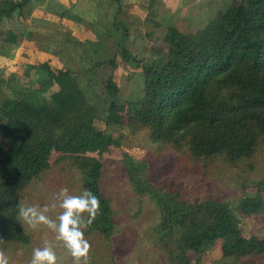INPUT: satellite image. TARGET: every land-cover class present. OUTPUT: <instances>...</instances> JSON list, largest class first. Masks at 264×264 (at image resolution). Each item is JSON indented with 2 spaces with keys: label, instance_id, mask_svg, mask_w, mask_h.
Here are the masks:
<instances>
[{
  "label": "trees",
  "instance_id": "obj_1",
  "mask_svg": "<svg viewBox=\"0 0 264 264\" xmlns=\"http://www.w3.org/2000/svg\"><path fill=\"white\" fill-rule=\"evenodd\" d=\"M32 1L0 0V23L14 12L22 15ZM156 2L146 1L147 15ZM181 19L188 21L190 29L183 32L168 22L162 24L151 44L158 46L157 55L150 61L128 51L127 28L113 19L111 25L119 32L115 50L103 58L91 53L85 70L101 71L102 87L111 98L104 124L121 123L117 113L123 107L116 103L118 86L113 80V70L121 61L141 74L139 96L128 104V126L145 128L151 141L167 145L184 162L212 160L235 165L248 159L255 145L264 140V0H235L198 24ZM3 35L7 45L15 44L17 31L6 28ZM33 67L39 73L36 88L23 85L21 89L14 84L18 97L0 98V116L5 119L0 125L1 243L26 245L30 241L18 218L20 191L48 168L51 152L68 156L80 173L82 190L99 198L100 211L86 230L107 241L114 220L109 200L100 191L102 164L87 153L116 146V140L95 126L76 70L51 69L46 62ZM23 71L25 75L27 70ZM50 88L61 92L73 115L64 117L51 95L47 99L42 94ZM124 161L133 189L145 187L154 199L158 220L153 232L168 262L187 264L189 253L197 255L220 240L221 258L230 264H264V236L242 235L225 204L211 198L184 199L178 191L152 188L142 180L132 158L124 156ZM256 185L264 189V182ZM238 205L240 214L250 215L261 211L262 200L246 196ZM107 255L110 264H117L112 253Z\"/></svg>",
  "mask_w": 264,
  "mask_h": 264
},
{
  "label": "rangeland",
  "instance_id": "obj_2",
  "mask_svg": "<svg viewBox=\"0 0 264 264\" xmlns=\"http://www.w3.org/2000/svg\"><path fill=\"white\" fill-rule=\"evenodd\" d=\"M132 1L134 0H118L121 5L118 7L114 2L106 9L98 7L94 15L97 16L99 10L100 15L89 19L88 22L91 23H84L80 18L72 20L83 24L85 36L88 37H81L82 40L77 38L78 44L74 36L73 39L68 37L71 35L69 30L53 18H40L38 14H24L22 11V15L14 12L9 19L0 23V98L18 97L17 89L13 91L14 84L21 89L23 85L36 88L39 73L33 66L46 62L54 69L56 67L51 62L53 57L54 62L62 67L76 70V81L84 100L92 108L95 126L104 129L116 140V146H108L100 153H87L99 159L102 164L100 191L109 200L114 220V231L107 241L95 231L84 230V236L91 244L88 264H110L108 253L114 255L117 264H172L167 261L161 247L162 242L156 239L153 232V226L158 220L154 199L145 192V187L136 191L133 189L127 176L124 156L136 162L140 177L152 188L178 191L184 199H214L230 210L233 224L242 235L263 237L264 189L256 184L264 182V140L255 145L248 159L240 160L235 165L212 160L184 162L167 145L151 141L145 128L127 125L128 104L135 102L140 93L141 74L138 68L121 61L116 63L113 70V80L118 86L116 103L122 105L123 110L116 112L121 123L108 126L104 124V117L111 98L102 87L99 76L101 71H85L88 55L93 53L92 57L103 58L115 50L119 32L111 25L113 19L120 20L127 28L125 46L128 51L137 58L150 61L157 55L158 46L151 44L162 24L168 22L180 31L187 32L191 26L187 20L180 18L192 19L189 23L198 24L206 18H212L217 11L226 8L235 0H185L187 3L184 8L175 0V8L170 11L158 2V7L152 8L148 15L146 12L142 14L143 10L132 4ZM164 2L165 0L161 3ZM54 9L59 10L56 6H53ZM69 17L68 12L65 19L71 20ZM60 19L62 18H58ZM6 28L17 31L14 45H7L2 41ZM27 31L30 33H26ZM65 41L70 45L66 46ZM9 58L15 60L11 63ZM25 69L27 71L24 75ZM42 94L47 99L51 95L64 117L73 115V111L56 88H50ZM4 120L0 116V125ZM48 163V168L20 191V205L43 208L52 203L55 194L62 188H67L74 195L83 192L80 173L73 167L68 156L51 152ZM246 196L262 200L259 213L240 214L239 200ZM59 211H50L48 215L55 218ZM18 218L30 241L26 245L0 242V249L8 257V264H29L33 249L42 247L45 240L53 244L57 264H72L70 253L62 242L55 240V234L51 230L44 225L32 228L20 216ZM173 254H176V250H173ZM188 257L187 264H230L229 260L221 258L220 240L208 244L197 255L189 253Z\"/></svg>",
  "mask_w": 264,
  "mask_h": 264
},
{
  "label": "clouds",
  "instance_id": "obj_3",
  "mask_svg": "<svg viewBox=\"0 0 264 264\" xmlns=\"http://www.w3.org/2000/svg\"><path fill=\"white\" fill-rule=\"evenodd\" d=\"M59 209L55 218L48 215ZM100 211V200L89 190L79 195L70 194L62 188L50 205L19 206V216L32 228L44 225L55 234V240L62 242L72 257V264H88L91 244L84 236V230L96 219ZM87 214L85 216L84 214ZM0 242H3L0 240ZM0 264H8V257L0 249ZM29 264H57V255L51 242L45 240L42 247L34 248Z\"/></svg>",
  "mask_w": 264,
  "mask_h": 264
},
{
  "label": "crops",
  "instance_id": "obj_4",
  "mask_svg": "<svg viewBox=\"0 0 264 264\" xmlns=\"http://www.w3.org/2000/svg\"><path fill=\"white\" fill-rule=\"evenodd\" d=\"M117 1L118 0H112V1L111 0H41V1L33 0L32 2L27 4L22 9V11L25 12L24 14H28V13H31L32 15L38 14L40 16V18H49V19L53 18V20H56V21H58L59 24L63 25L65 27V29L69 30V32L72 36L68 35V37L72 38L74 36L75 37L74 40H75V42L77 41V44H78L79 43L78 40H82L81 37H86L83 39L88 38L87 36H85L86 31L83 29L84 28L83 24H81L80 22L75 23V22H73L74 20L72 21V19L67 20V19H65L66 18L65 15H64V17L59 16L58 12L64 11L63 8H65L66 10H68V12L71 16H75L76 18H80L84 23H87L88 21H90L89 19L98 17L100 15V10H99L97 16L94 15V11H95V13H97L98 7H105V9H106L107 6H109L111 3L112 4L115 3V5L118 7L120 4ZM146 1L147 0H134V1H132V4L139 6L143 10L142 12L140 11L143 14V12H147V10L145 9ZM162 1L163 0H157L156 4L153 6V8H157L158 2H159L160 5L163 4L164 7L166 6V8H168V11H170L172 8H175V5L177 3V2H175V0H165V2L167 4V5H165V2L161 3ZM171 1H174V3H171ZM178 2H179V5L181 4L182 8H184L185 4L187 3L185 0H178ZM168 4H170L169 7H168ZM53 6H56L57 8H59V10L61 8L62 10H60V11H58V9L53 10ZM60 6H62V7H60ZM180 10L183 11V9H180ZM54 18H56V19H54ZM58 18H62V19L58 20ZM118 21L120 23H122L120 20H118ZM118 21H116V22H118ZM88 23H91V22H88ZM27 32H29V31H27ZM86 35H88V34L86 33ZM62 37L65 38V35H63ZM28 38H30V37H28ZM77 38H78V40H76ZM65 45L67 46L70 44L65 41ZM51 59H52L51 62L53 63V65L56 68H62L61 64L54 62L55 58L52 57ZM13 60H15V59L9 58L8 61L9 62L11 61V63H12ZM5 63H8V62H5ZM7 81H9V80H7Z\"/></svg>",
  "mask_w": 264,
  "mask_h": 264
}]
</instances>
